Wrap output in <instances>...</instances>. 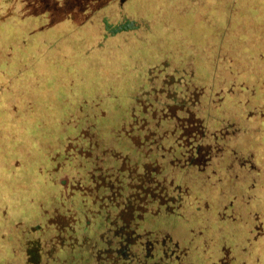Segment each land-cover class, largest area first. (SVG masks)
Wrapping results in <instances>:
<instances>
[{"label":"rangeland","instance_id":"374dc122","mask_svg":"<svg viewBox=\"0 0 264 264\" xmlns=\"http://www.w3.org/2000/svg\"><path fill=\"white\" fill-rule=\"evenodd\" d=\"M230 1L178 12L168 0H19L15 19L0 9V264L84 253L73 243L119 221L113 202L138 204L144 161L181 193L124 222L166 234L185 264H264V0ZM193 87L210 145L200 166L177 125Z\"/></svg>","mask_w":264,"mask_h":264},{"label":"trees","instance_id":"16d2710c","mask_svg":"<svg viewBox=\"0 0 264 264\" xmlns=\"http://www.w3.org/2000/svg\"><path fill=\"white\" fill-rule=\"evenodd\" d=\"M169 3H171L172 9L174 8L176 11H180V3L184 4V3H190V2H194L195 0H168ZM18 3L19 0H0V9L4 8L6 9L7 7L9 8L10 14H17V15H12L11 17L13 19H15L17 16L18 18L23 17V12L21 11L20 6L18 7ZM218 5L219 2L217 1ZM232 3V0L230 1V4ZM149 6H151V3L147 2L145 3ZM155 5V4H154ZM6 16V15H4ZM206 18V15L204 16ZM24 18V17H23ZM14 21V20H12ZM11 21V22H12ZM223 27V26H220ZM27 32L31 30V26H27L25 29ZM200 89L197 87H193L192 91L188 92L186 97H185V101L187 103V105H189L188 107H186L185 111L183 112V114H181L178 118H177V125L179 126L178 129L180 130V134L179 137L182 139V145L181 148L184 150V155H186V161L188 164H193V165H197L200 166L202 164H204V162L208 159L209 155H210V151H209V147L210 145L208 144V142L206 141V139L201 138L202 134H203V130H204V126H203V121L200 117V111L197 105V96L199 95ZM166 112H164V116H167L171 113H173V109L174 106L170 105V104H166ZM163 113V111H162ZM234 128L232 123H228L227 125H225L221 130H219V132H217L218 135H225L228 134L230 132L233 131ZM214 132H216L214 130ZM179 138V139H180ZM178 139V138H177ZM117 157L120 156L119 154L116 155ZM121 161H126L128 160V157L125 156H121L120 157ZM125 159V160H124ZM248 162V160H241L240 164H246ZM135 170V180L133 181L135 185H131L127 183L126 186H130V191L132 190H137L138 191V195L137 196V202L138 204L135 206L133 204L129 203V199L126 198L125 202L122 200L120 202H113L115 203V207L117 208L116 210V217L119 221H111L109 223H107L106 227L103 229L105 230L107 227H109L108 225L110 223H119V222H124L123 217L124 216H129L131 218L130 221L132 220V217L136 220V214L138 217H142V214L145 213L147 211V206L149 204H151L153 201H157L158 204L160 205H166V207H170L174 202L177 203V199L175 197V194H179L181 193V187L180 185H176L173 182L172 178H167L165 176H163L161 173V168H152L150 166L149 163L147 162H143L140 166L139 169L138 167L134 168ZM123 172V168L119 169L118 172ZM132 172V171H131ZM127 174H129V172H127ZM121 180L120 179H114V183L116 184H121ZM130 182V181H128ZM118 186V185H117ZM113 187L112 184H106L104 186V189H111V194L108 196V198L112 197L114 199L121 197V195H119L118 193L120 192L118 187ZM182 191H185V188L182 189ZM110 193V191H109ZM133 196H135L134 194H132ZM132 197V196H131ZM124 199V197H123ZM176 206V205H175ZM123 211V212H122ZM125 212V214H123ZM140 217V218H141ZM71 228L66 227V230L70 231ZM101 230V231H103ZM149 230V229H148ZM150 232L153 233V235L156 236L157 240L159 239H165L168 238L170 240V238L164 234L162 236V233L160 235H158L157 233H160L159 231H151ZM94 235V234H93ZM93 235H91L89 237V241L90 243L92 241L95 240H99V236L97 235L96 237H93ZM85 239H87V237H84ZM83 240L79 241L80 243H73V246L76 250H80L83 247ZM61 241V240H60ZM172 241V240H171ZM62 242V241H61ZM167 243H169L168 241H166ZM178 244V243H177ZM87 245V244H86ZM179 245V244H178ZM180 247V245H179ZM181 249H183L182 247H180ZM184 250V258L181 256V258H183V260H185L186 257V252L185 249ZM55 249L50 250V252H46L53 260L48 261L49 263H54V259L57 260L58 264H67V261L62 259V254L61 253H56L55 254ZM58 252V251H57ZM45 253V254H46ZM79 255L78 252H76L75 256ZM73 256V255H72ZM70 258L69 256H67V259ZM182 264H185V261L181 262ZM219 264H223L224 263V259L220 260L218 262Z\"/></svg>","mask_w":264,"mask_h":264},{"label":"flooded vegetation","instance_id":"af4514ba","mask_svg":"<svg viewBox=\"0 0 264 264\" xmlns=\"http://www.w3.org/2000/svg\"><path fill=\"white\" fill-rule=\"evenodd\" d=\"M108 226L98 233L99 240L90 243L89 238H83L85 252L68 258L67 264H182L184 261V250L176 241L157 240L148 229L139 228L137 222L110 223ZM44 257L42 260L40 256L37 264H58L56 259L49 263L53 259L47 253ZM26 262L27 255L21 259V264Z\"/></svg>","mask_w":264,"mask_h":264},{"label":"crops","instance_id":"0c3cea01","mask_svg":"<svg viewBox=\"0 0 264 264\" xmlns=\"http://www.w3.org/2000/svg\"><path fill=\"white\" fill-rule=\"evenodd\" d=\"M187 264H191V263H187Z\"/></svg>","mask_w":264,"mask_h":264}]
</instances>
